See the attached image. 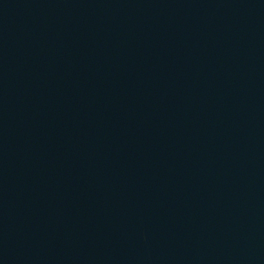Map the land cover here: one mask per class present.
I'll return each mask as SVG.
<instances>
[{
  "label": "water",
  "instance_id": "95a60500",
  "mask_svg": "<svg viewBox=\"0 0 264 264\" xmlns=\"http://www.w3.org/2000/svg\"><path fill=\"white\" fill-rule=\"evenodd\" d=\"M0 264H264V0H0Z\"/></svg>",
  "mask_w": 264,
  "mask_h": 264
}]
</instances>
